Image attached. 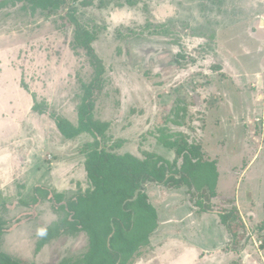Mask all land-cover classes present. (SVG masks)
Wrapping results in <instances>:
<instances>
[{
  "label": "rangeland",
  "instance_id": "obj_1",
  "mask_svg": "<svg viewBox=\"0 0 264 264\" xmlns=\"http://www.w3.org/2000/svg\"><path fill=\"white\" fill-rule=\"evenodd\" d=\"M89 45L104 68L94 104V117L110 123L101 146H120L116 149L140 158L154 151L173 161L174 150L162 143L180 138L183 125L200 129L206 153L219 167L220 190L239 189L252 212L264 213V142L255 156L257 144L251 137L264 134V112L240 126L224 104L237 92L235 86L246 88L241 90L251 97L257 92L264 96V0H65L58 10L45 11L18 3L0 9V215L6 220L2 251L26 264H58L65 258L77 261L87 250L85 234L62 233L35 251L43 236L40 230L45 233L65 214L54 212L47 199L31 203L35 185L45 180L32 175L27 161L45 149L46 135L63 152L72 154L76 147L85 157L91 150L81 152L84 139H58L52 118L62 115L77 123L82 85L96 69ZM34 103L40 112L31 108ZM245 135L250 145L246 151L241 149ZM72 156L79 158L75 152ZM53 157L48 153L46 164ZM243 160L250 169L237 183ZM157 185L167 194L166 186ZM82 186L71 192L79 193ZM227 206L222 202L217 208ZM252 245L250 240L247 249ZM186 250L170 242L150 252L139 250L133 261L140 253L146 260L139 264H177L175 258L185 257ZM196 255L191 262H177L226 264Z\"/></svg>",
  "mask_w": 264,
  "mask_h": 264
},
{
  "label": "trees",
  "instance_id": "obj_2",
  "mask_svg": "<svg viewBox=\"0 0 264 264\" xmlns=\"http://www.w3.org/2000/svg\"><path fill=\"white\" fill-rule=\"evenodd\" d=\"M64 1L0 0V9L24 3L32 10H58ZM88 49L96 61V69L92 80L82 85L77 123L62 115H52V118L56 128L67 139L82 133L92 137V141L81 148V152H85L86 147H91L86 151L84 161L89 187L67 199H64L63 193L42 186L34 187L32 204L47 199L54 212L65 214L59 224L54 223L46 229L35 251L38 252L62 233L84 232L88 247L82 258L77 261L65 258L58 264H132L138 251L149 244V236L157 227V211L148 200L145 184L154 182L168 188L186 186L200 211H213L211 199L217 194V164L215 159L206 156L199 143L189 141L184 133L180 134V138L162 143L174 150L176 158L173 161L154 151H145L144 158H140L129 152L118 154L101 146V140L109 137L107 130L110 123L94 117V104L96 95L102 89L104 68L92 46L89 45ZM32 109L40 112L39 104L34 103ZM172 122L181 125L179 120ZM226 202L231 203L230 200ZM217 213L231 235L232 248L237 250L244 237V223L237 208L222 207ZM5 226L6 220L0 215V264H26L24 260L1 250ZM257 228L264 230V217Z\"/></svg>",
  "mask_w": 264,
  "mask_h": 264
},
{
  "label": "crops",
  "instance_id": "obj_3",
  "mask_svg": "<svg viewBox=\"0 0 264 264\" xmlns=\"http://www.w3.org/2000/svg\"><path fill=\"white\" fill-rule=\"evenodd\" d=\"M262 69V72H264L263 67ZM242 87L243 86H235L237 92H235L232 98L231 96L227 97L225 99L226 102L224 104H227L226 106L229 108V112L227 113L233 115L234 117H237L236 120L233 118L232 120L235 121V123L237 124L242 123L240 126H246V119H251L255 113V115L263 114L264 96L263 94H260L262 92H257V94L255 93V95L257 96L256 98H254V96L251 97L249 96L248 91L241 90ZM236 108L238 109L236 110ZM182 128L184 134L186 132V134L190 135L191 141L199 143L205 153L208 152L204 145V137L200 135V129H189L184 125L182 126ZM54 134L58 137V139H62L63 142L70 140L72 143H74L82 139H84V143L90 142L88 138L89 134L87 133H82L73 139L65 138L60 132H58V130H55ZM251 137L255 138V144H257V149L256 151H254L256 156L257 151H259L260 147L264 142V134H261L259 136L252 134ZM46 138L47 146L45 147V149H42L41 152H38L36 158L33 161H27V165H29L28 169L32 171V175L35 174L36 176H38V178H43L45 181L41 185H44L46 189L48 187L49 189H55V192L63 193L65 195L67 194L66 198L77 195L78 193L76 194V192H71L72 189H76V186L78 187L79 185L80 187H83L82 185L84 183L86 188H82L83 190H80L79 193L85 191L89 187L84 165L85 157L79 154L78 151H76V147L72 150L75 152V154L79 155V158H74L73 156L71 157L74 152L72 154H70L69 152L67 153L66 151L63 152L64 150L58 148L56 145H50V141L52 140L51 137L46 135ZM244 138L245 145L241 149L246 151V149L250 148V145L246 141V135ZM121 141L124 144V141ZM119 147H115V150L112 151L118 154H122L126 151H129L126 150L124 152H121L119 151L120 149H116ZM48 153H52V155H54V159L52 161H48L46 164L45 160H47ZM64 153H67L69 155H66V157L62 158V156H65ZM129 153L132 152L129 151ZM206 156L211 157L207 153ZM255 156H253L252 158H255ZM40 161H42L44 165L40 164ZM77 164L79 165V175H77L78 172L76 171ZM243 164V170L240 174L239 179L237 180V183L243 177V175L246 174L247 170L250 169V163H244L243 160ZM230 171L231 170H229V172L227 173V177L233 179V182V174ZM263 176L264 175L261 176V179L263 178ZM220 178L221 174L220 172H218V181L216 187L217 194L211 199V202L214 205V209L213 211L208 212L200 211L198 207L194 205V201L191 200V197L188 194V188L186 186L175 188L167 187V194H161V186H158L154 182H147L146 193L148 195V200L155 207L158 218L157 227L149 236V244L145 247H142L140 249V253L141 251H143L142 253H144L147 250L149 252L150 250L153 251L158 248L161 244H169L171 242L183 245V247L187 249L185 252H188L185 257L181 255L175 258L174 262L177 264L178 259L179 262H191V260H193L197 256V252H199V257L201 255L217 257L220 260V263L224 262L226 264H264V230H259L257 228V226L261 223L264 217V213L255 214L254 212H252L250 202H242L239 189L237 190L236 188V191L234 192L221 191L219 187ZM176 192H178V194ZM227 200H230L231 203H227ZM222 202H226V205H228L227 207H236L240 218L244 223V229L242 230L244 237L240 241L237 250H234L232 248L231 235L227 231L226 227L221 223L220 217L217 213V207L218 205L222 204ZM78 233L85 234L84 232L68 234L71 236L73 234ZM250 240H252L253 245L251 246V249H247V245L249 244ZM140 253L134 259L133 264H139L146 260V256L141 255L142 253Z\"/></svg>",
  "mask_w": 264,
  "mask_h": 264
},
{
  "label": "clouds",
  "instance_id": "obj_4",
  "mask_svg": "<svg viewBox=\"0 0 264 264\" xmlns=\"http://www.w3.org/2000/svg\"><path fill=\"white\" fill-rule=\"evenodd\" d=\"M126 15L130 17V16H131V13H127ZM43 234H44V230L41 229V230H40V235H43Z\"/></svg>",
  "mask_w": 264,
  "mask_h": 264
},
{
  "label": "water",
  "instance_id": "obj_5",
  "mask_svg": "<svg viewBox=\"0 0 264 264\" xmlns=\"http://www.w3.org/2000/svg\"><path fill=\"white\" fill-rule=\"evenodd\" d=\"M258 84L261 85V78L260 77L258 78ZM137 193H138V191L135 192V197L137 196Z\"/></svg>",
  "mask_w": 264,
  "mask_h": 264
}]
</instances>
